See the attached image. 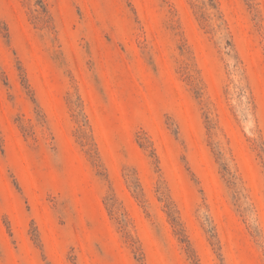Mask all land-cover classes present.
Returning a JSON list of instances; mask_svg holds the SVG:
<instances>
[{
    "label": "rangeland",
    "instance_id": "obj_1",
    "mask_svg": "<svg viewBox=\"0 0 264 264\" xmlns=\"http://www.w3.org/2000/svg\"><path fill=\"white\" fill-rule=\"evenodd\" d=\"M0 264H264V0H0Z\"/></svg>",
    "mask_w": 264,
    "mask_h": 264
}]
</instances>
